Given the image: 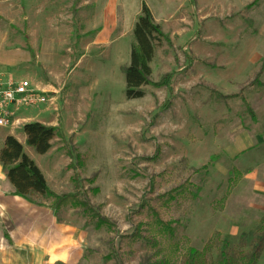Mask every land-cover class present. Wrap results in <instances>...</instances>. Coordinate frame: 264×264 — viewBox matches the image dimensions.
I'll return each mask as SVG.
<instances>
[{
    "label": "rangeland",
    "instance_id": "1",
    "mask_svg": "<svg viewBox=\"0 0 264 264\" xmlns=\"http://www.w3.org/2000/svg\"><path fill=\"white\" fill-rule=\"evenodd\" d=\"M31 2L3 23L0 79L53 95L36 109L55 131L47 156L12 138L68 199L27 198L52 217L48 249L0 264H264V0ZM140 5L163 38L148 81L168 84L125 102Z\"/></svg>",
    "mask_w": 264,
    "mask_h": 264
},
{
    "label": "trees",
    "instance_id": "2",
    "mask_svg": "<svg viewBox=\"0 0 264 264\" xmlns=\"http://www.w3.org/2000/svg\"><path fill=\"white\" fill-rule=\"evenodd\" d=\"M162 39L158 28L152 25L148 12L140 5L138 17L130 31L131 46L128 50L127 65L121 71L122 97L125 102L140 101L143 98L142 89L158 91L167 87L168 77L166 76L160 78L156 84H150L148 81L150 76L148 65L152 59L153 49ZM25 53L32 61L30 52L26 50ZM232 99L234 98L224 100ZM241 106L246 116L251 118L243 102ZM20 133L24 139V147L29 149L35 157H43L49 151V144L56 137L53 129L38 125L23 126ZM0 171L4 173L5 182L12 191L11 197L23 203H27V198L30 196L53 200L52 209L54 211L68 199L54 198L47 192L36 169L23 157L19 146L9 138L4 139L0 145ZM162 198L169 200V195ZM149 216L161 233L169 237L168 225H162L155 212L149 211ZM95 220H97L96 228L106 226L104 221ZM219 264H225L221 256H219Z\"/></svg>",
    "mask_w": 264,
    "mask_h": 264
},
{
    "label": "crops",
    "instance_id": "3",
    "mask_svg": "<svg viewBox=\"0 0 264 264\" xmlns=\"http://www.w3.org/2000/svg\"><path fill=\"white\" fill-rule=\"evenodd\" d=\"M31 1L36 2L38 0H7L6 2H12L11 5L8 4L6 6L4 4H0V35H4V29L2 30V27H4V22L10 28L12 27L15 30L12 21L16 18V15L18 17L23 15V17L26 18L25 15L28 11H32L34 15L36 14L34 13L35 11H33L35 7L30 5V3H32ZM4 2L5 0H0V3ZM21 2L23 5H21ZM1 41L2 44L0 43V54H3L5 49V47H3V38H0V42ZM4 62V58H0V69H4V67L1 66V64ZM38 67L40 66L38 65ZM1 76L2 75L0 71V77ZM32 88V90L43 94H46L45 92H47V88L41 87L40 85L34 86ZM45 121V113L42 110L40 112L26 111L17 113L11 119V127L0 129V145L4 139L9 138L20 148V145L12 138V135L17 132L20 133L23 126H42ZM49 128H52V126L50 125ZM21 140L24 145V139L22 135ZM44 156H47V154ZM261 179L263 182L264 178L261 177ZM42 180L47 191L52 194V192L48 190L44 178H42ZM11 196L12 191L5 182L4 173L0 171V258L3 256L32 257L35 255L33 252H36L37 250L40 252L47 251L48 248L46 247V239L42 236L41 231H44L47 228L50 230L52 229V217L50 215L47 217L46 212H41L38 218V213L33 209L32 206L16 200ZM13 251H19L20 253L13 254Z\"/></svg>",
    "mask_w": 264,
    "mask_h": 264
},
{
    "label": "built area",
    "instance_id": "4",
    "mask_svg": "<svg viewBox=\"0 0 264 264\" xmlns=\"http://www.w3.org/2000/svg\"><path fill=\"white\" fill-rule=\"evenodd\" d=\"M53 95L32 90L23 83L12 85L0 79V129L12 126L11 119L19 112L36 111Z\"/></svg>",
    "mask_w": 264,
    "mask_h": 264
}]
</instances>
